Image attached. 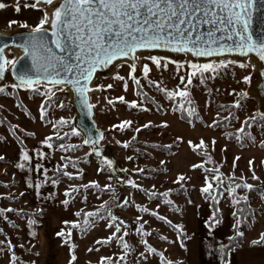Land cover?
I'll return each instance as SVG.
<instances>
[{
  "label": "rangeland",
  "instance_id": "374dc122",
  "mask_svg": "<svg viewBox=\"0 0 264 264\" xmlns=\"http://www.w3.org/2000/svg\"><path fill=\"white\" fill-rule=\"evenodd\" d=\"M0 3H6L0 9V28L4 29L25 24L35 27L48 11L42 3L35 7L29 3L2 0ZM10 21L16 23L9 26ZM149 56L155 55L142 54L139 57L141 67L135 74L142 86L140 90L130 78L129 62L120 61L113 70L94 81V85L107 89L105 93L98 91L92 94V101L96 104L100 125L113 130L106 135V139L115 144L119 155L120 171L117 172L113 165L106 164V160L110 159L108 156L91 153L81 134L70 135L76 111L70 102V94L64 88H52L54 94L58 92L62 95L53 101L48 120H45L41 118L40 109L43 100L51 95H45V86H40L41 91L35 92L25 88L13 89L12 85L4 87L5 91L0 93V157H3L0 159V209L16 211L0 212V241L4 242L0 244V264H14L13 257L16 258L15 264H101L102 258L106 257L111 258L112 264H163L164 259L173 261V264H191L194 258L191 247L195 243L191 238L195 225L196 236L202 246L216 247L221 263V246L228 243L230 237H240L237 233L243 232L240 242L243 245L259 240L264 234V190L258 189L264 188L258 187L264 181V119L259 118L264 108L252 95L253 64L224 59L220 61L235 63L219 69L217 73H206L203 78L199 75L194 77L192 84L187 86L190 95L186 99L190 103L186 108H195V115H201L186 122L180 118L178 105L181 99H169L167 92L185 89L191 72L190 61L171 63L169 61L173 59L159 55L161 66L157 67L153 61L146 59ZM165 63L167 67L163 66ZM241 63L247 66L240 67ZM144 64L151 69L147 77L142 72ZM177 65L183 67L178 70ZM117 75L125 80L114 79ZM246 76H251L250 82L244 81ZM109 84L113 87L107 88ZM241 93L247 95L242 97ZM120 96L125 97V102L116 99ZM18 98L28 107L27 110L21 107ZM109 100L114 103H109ZM133 101L140 106L131 107ZM237 101L240 102L239 107L234 106ZM61 103L65 107H59ZM253 116L257 119L251 122L248 130L240 133L238 130L246 126L244 122ZM61 119L68 120L69 124L53 127ZM125 120L132 121V125L123 130L114 127ZM214 121L221 124L214 125ZM149 122L151 125L143 128ZM165 123L167 126H162ZM137 128L141 130L137 132ZM228 131H236V137L229 135ZM56 132L60 136L69 133L68 140L61 143L66 149H61L60 144L54 141H50L53 144L51 149L43 143ZM243 137L245 140L241 144L243 141H238ZM201 139L207 148L194 149L192 145L198 144ZM24 151L32 159L24 169H20L16 165L23 162ZM40 151L46 153L43 159L37 155ZM250 160L254 161L251 169ZM65 164L68 165L66 168L63 167ZM196 164H203L204 167L193 168ZM37 168L40 170L37 171ZM206 169H219L225 181L221 186L222 194L216 199L220 223L213 226L208 222L213 214L214 200L201 191L206 178L214 174ZM57 171L60 176L56 183L45 182ZM180 175L187 179L176 183ZM253 175L259 179H253ZM230 176L236 178L235 183L252 184L253 189L241 187L235 193L231 192L234 184L228 180ZM128 181H134L139 187H133ZM96 183L100 187L94 186ZM105 185H111V188L106 189ZM72 192L75 194L66 205L64 201L70 198ZM152 192L157 195L151 197ZM164 192H169V195L161 196ZM234 197L241 198V203L235 204ZM243 197H247L249 205L255 208L253 215L247 213L241 216L239 208L243 206ZM125 200L127 205L123 203ZM168 200L172 203H165ZM103 207L106 209L101 213ZM141 208H148L149 211H141ZM97 210H100L99 216L87 217L89 225L86 230L72 229L69 244L57 235L61 230L68 231L65 221L84 224L85 215L83 218L77 213ZM238 210L240 214L234 216L233 212ZM29 211L34 213L29 214ZM112 216L117 220L113 221ZM160 216L166 217V220H161ZM138 217L142 219L138 220ZM33 220L40 223L30 224L29 221ZM115 223L121 226L117 236L128 233L124 236V241L130 245L128 250L123 249L119 239L97 243L112 236L116 229L109 225ZM141 223H144V233L150 232L151 235L136 231ZM238 223L239 228L234 227ZM176 224L183 225L185 239L172 226ZM144 240L157 251L150 253ZM126 251L125 259L119 260ZM160 252L164 253V257L159 255ZM73 255L76 256L75 261L71 260Z\"/></svg>",
  "mask_w": 264,
  "mask_h": 264
},
{
  "label": "snow or ice",
  "instance_id": "6c2138e0",
  "mask_svg": "<svg viewBox=\"0 0 264 264\" xmlns=\"http://www.w3.org/2000/svg\"><path fill=\"white\" fill-rule=\"evenodd\" d=\"M54 0H43V3L47 5L53 4ZM41 3V0H35L32 5L35 7ZM5 4L0 3V9H3ZM264 10V0H62L60 5L49 15L47 12L40 20L39 24L32 28L31 32L26 34L23 38V43L19 45L22 47L25 57L30 61L22 67H18V59H8L4 56L5 48L7 44L0 47V79L4 78L7 71L11 70L12 75L18 83L13 84V88L39 90L41 85H44L47 89L45 95H54L52 88L61 86L57 90H63L62 86H71L78 97L80 98V104L85 114H90L94 105L88 102V93L92 91L89 87L91 80L94 78L95 73L109 65L116 60H127L131 58L133 63L130 65V78L135 81L137 85L140 84L139 78L136 76L137 65L135 61L139 59L136 55L138 51L143 50H157L166 49L176 53H187L194 57H214L221 56L226 53L238 52L241 55L248 56L249 54H255L260 61H264V30L257 38H253L252 22L254 12ZM17 11L19 6L17 5ZM16 23L10 21L9 26ZM45 25H50L46 28ZM23 27H28L26 24ZM51 37V38H50ZM146 59L151 60L157 67L161 66V58L157 56H149ZM176 63V61H169ZM235 63L234 61H220L219 63H197L189 62L191 72L187 79L185 89L181 90L177 88L175 91L167 92L169 99L179 97L181 103L178 105L180 110L187 112V116L191 117L195 115L194 109H186L185 101L189 97L190 93L187 91V86L192 84V79L196 76L204 77L205 73H217L219 69L227 67L229 64ZM167 67V63L163 65ZM240 67H246L247 65L241 63ZM183 65H177L179 70ZM151 71L148 64L142 66V72L145 77L148 76ZM114 79L125 80L122 76H115ZM244 81L250 82L251 76L244 77ZM181 82L184 83V78L181 77ZM51 85V87H49ZM158 87V85H156ZM103 87V86H100ZM113 85H107V88H112ZM125 89H127V83L125 82ZM5 91L4 87H0V93ZM247 93H241V96H246ZM120 102H125V97L120 96L116 98ZM109 103L114 101L109 100ZM131 107H139L138 102H131ZM235 107L240 106V102L237 101ZM59 107L63 108L65 105L61 103ZM146 110V109H145ZM41 118L43 119L47 113V109L44 105H41ZM259 118L264 119V113L259 114ZM257 119L256 116L248 118L244 122L245 125L251 126V122ZM132 121L125 120L119 125H114L121 130L130 127ZM218 121H214L215 125ZM69 124L66 119H61L53 127H59ZM151 125H143V128H147ZM167 126L165 123L162 125ZM141 129L137 128L139 132ZM245 127H241L238 131L240 133L245 132ZM86 131V130H85ZM72 135L79 136L81 133L75 127L72 128ZM65 135H68L65 133ZM56 139H62L59 132L55 133ZM103 134H99L97 139H85L84 144L91 143L93 150H96V145L99 140H102ZM53 140V136H49L43 141V143L51 149L53 144L50 142ZM192 144V142H189ZM215 143V141H213ZM128 147V144L124 145ZM194 149H206L207 145L203 139L198 144L192 145ZM61 149H66L64 144H60ZM167 147H171L168 145ZM206 154V153H203ZM37 155L43 159L46 153L40 151ZM3 159V157H0ZM32 157L29 156L27 151L22 154V161L16 166L20 169H24L26 163L29 162ZM68 159V158H65ZM236 159H239L237 157ZM111 159L106 160L107 165H112ZM254 161H249V167L251 169ZM65 164L63 167H67ZM204 167L203 164L193 165V168ZM37 171L40 169L37 168ZM103 171V169H100ZM138 171L143 172V169ZM206 171L212 172L210 178H206L205 186L201 191L206 197L216 200L218 195L222 194L221 186L224 184V174L219 173V169ZM65 175H71L65 173ZM44 176H47L45 170ZM187 178L184 175H180L177 178L176 183L185 181ZM235 177L230 176L228 180L234 184V187L230 189L235 193L236 189L241 187L249 190L253 189L252 184L235 183ZM253 179H259L253 175ZM47 182V180H45ZM52 183H56L55 180ZM133 187H139L134 181H128ZM31 186V185H30ZM94 186L100 187L98 183ZM39 187V185H37ZM106 189H110L111 185H105ZM72 191H76L73 189ZM69 193H66L68 195ZM151 197L157 195L156 192H152ZM167 197L169 192L160 194ZM242 199L247 200V197ZM218 202V201H217ZM68 203L67 200L64 201ZM124 205H127L128 201L125 200ZM166 203H172L170 200ZM234 203H241V198L234 197ZM2 211H16L15 209H0ZM141 211L148 212V208H141ZM243 212V210H241ZM77 213L76 215H80ZM86 219L82 225L79 222L65 221V225L68 226V231L61 230L57 233L58 236L67 240L71 239L72 229L80 228L86 230L89 225L87 217H97L100 215V210L94 212L84 213ZM111 215V213H109ZM157 215V213H153ZM233 215H237L233 212ZM102 218V217H101ZM161 220H166V217L160 216ZM138 220L142 219L140 217ZM112 220L116 221L117 217L112 216ZM171 224V221H167ZM30 224H34L35 221H29ZM146 223V222H145ZM209 225L220 223L216 214L213 213L209 219ZM176 228L180 235L183 236V225H172ZM109 227H115L116 231L112 236L106 240L97 241V243H108L113 239H119L123 244V249L128 250L130 248L129 243L124 241V236L128 235L124 232L123 235L117 236V233L121 232V226L119 223L110 224ZM239 228V223L234 225ZM138 233L145 235H151L150 232L144 233V223H141L139 228L136 229ZM34 236L35 233L33 232ZM238 236H243V232H238ZM167 240V237H163ZM229 239H235L230 237ZM4 243L0 241V244ZM143 243L148 246L150 253H155L157 250L155 247L148 244L147 240ZM264 243V234L261 235L259 240L253 241V244ZM9 248L12 247L11 242H8ZM223 248V246H221ZM75 248V245H73ZM92 249H89L91 251ZM127 251L124 255L119 257V260L123 261L127 255ZM159 255L164 257V253L160 252ZM16 258L13 257L15 264ZM72 261L76 260V256L71 257ZM71 264V262H70ZM101 264H112V260L109 257L102 258ZM163 264H173V261L164 259Z\"/></svg>",
  "mask_w": 264,
  "mask_h": 264
},
{
  "label": "water",
  "instance_id": "95a60500",
  "mask_svg": "<svg viewBox=\"0 0 264 264\" xmlns=\"http://www.w3.org/2000/svg\"><path fill=\"white\" fill-rule=\"evenodd\" d=\"M1 1V0H0ZM3 2L7 3H29L34 4L35 0H2ZM62 0H54L53 4L47 5L43 3V0H41V3L47 6L48 8V14L51 15V13L57 8ZM40 4V3H39ZM46 28H49L50 25H45ZM32 28L34 27H23L22 26H15L14 28L10 29H4L0 28V47L4 46L5 44L8 45V47L5 48L4 56L8 59H18L19 64L18 67H22L26 64H29L30 61L25 57L24 51L21 45L23 43V38L26 36V34L30 33ZM262 30H264V10L254 12L253 15V22H252V33L253 38L257 39L260 35ZM51 38V37H50ZM155 55L168 59H173L174 61H185L189 60L190 62H197V63H208V62H215L220 60H227V59H233V60H240L242 62L254 64V85L252 90L253 98H255L260 105V107L264 108V61H260L255 54H249L248 56H244L239 54L238 52L233 53H226L221 56H214V57H194L187 53H176L171 52L170 50L166 49H157V50H143L138 51L136 55L140 57V55ZM120 61L122 62H129L133 63L131 58H128L127 60H116L111 65L98 70L94 78L91 80L89 87L93 89L88 93V102L94 107L91 110L90 114H85V111L82 109L80 104V98L76 94L75 90L71 86H62L67 93L70 95V102L74 106L76 111V117L73 122L74 127L80 131L83 140L85 139H97L99 134H103V139L98 141V144L96 145V150H93V145L91 143L85 144V146L89 147L91 150V153L95 155H106L108 156L112 161L113 169L115 172L120 171L119 168V155L115 150V144L113 142L107 141L106 135L110 132H113L111 128H108L106 126L100 125L97 114H96V104L92 101V94L95 92H107V89L105 87H100L102 85H94V81L101 75L109 73L111 70H113L114 67H116ZM137 68H136V74L140 71L141 63L138 59L135 61ZM18 83L15 79V76L12 75L11 70L7 71L4 75L3 79H0V87H5L6 85H13ZM44 86V85H41ZM51 87V85H49ZM86 130V131H85ZM258 187H264V181L260 182L258 184Z\"/></svg>",
  "mask_w": 264,
  "mask_h": 264
},
{
  "label": "trees",
  "instance_id": "16d2710c",
  "mask_svg": "<svg viewBox=\"0 0 264 264\" xmlns=\"http://www.w3.org/2000/svg\"><path fill=\"white\" fill-rule=\"evenodd\" d=\"M6 4V3H5ZM206 74V73H205ZM205 74H204V76H205ZM208 74H212V73H208ZM138 86V89L140 90V89H142V86H141V84H139V85H137ZM45 90H46V88L45 87H43ZM13 89H17V88H13ZM33 91V90H32ZM36 91H41L40 90V88H39V90H36ZM33 92H35V91H33ZM67 94V93H66ZM62 95V93H56V94H54V95H49V96H47L44 100H43V104L42 105H44L45 106V108L47 109V113H46V115L44 116V119L45 120H48V115H49V112H50V109H51V107H52V105L54 104V100L55 99H57L58 97H60ZM18 103L19 104H21V107H23V108H26L25 110H27L28 109V107L27 106H25V104H23L22 103V101H20L19 100V98H18ZM186 106L188 107V104H187V102H185V108H186ZM187 109V108H186ZM194 110H196L195 108H194ZM201 114L200 113H196V115L193 117V116H191V117H189V116H187V112L186 111H184V110H180V118H182V120H184V121H186V122H191V121H193V119L195 118V117H197V116H200ZM201 118V117H200ZM199 118V119H200ZM218 124H221V123H217V126H218ZM248 128H250V126H245V129L246 130H248ZM70 133V135H71V133H72V130H71V132H69ZM69 133H68V135H61V137H62V139H56L55 138V135H50V136H53V140L52 141H54L56 144H61V143H63V142H66L68 139V137H69ZM248 133V132H247ZM228 134L229 135H231L232 137H236V131L235 132H231V131H228ZM243 134V133H242ZM80 136V135H79ZM244 138V139H243ZM243 138H241V139H239L240 141H238V142H241V141H243V140H245V137H243ZM19 139V138H18ZM20 140V139H19ZM21 141V140H20ZM244 143V141L241 143V144H243ZM83 144H81V146H82ZM59 170H60V168H59ZM60 176V173H59V171H57V172H55V173H53V174H51L50 176H48V178H47V181H53V180H55L56 181V179L58 178ZM259 190H264V188H258ZM75 194V192H72L71 194H70V198L69 199H66L67 201H68V203L71 201L70 199L72 198V196ZM249 202H250V200H244L243 202H242V204H243V206H241L239 209H241V210H243V212L241 213V216H245V214H247V213H250V214H254L256 211H255V208L254 207H252L251 205H249ZM67 203V204H68ZM165 203H166V201H165ZM66 204V205H67ZM219 204H218V202H217V200H214L213 201V203H212V209H213V213H215L216 214V216H217V218L219 219V213H217V212H219V209H218V211L216 210L217 209V206H218ZM106 209V207H103V209L101 210V213H103V211ZM34 212L33 211H29V214H33ZM236 213L237 214H240V210H238V211H236ZM83 218H84V214H83V212L80 214ZM247 222V220L245 221V223ZM35 223L36 224H39L40 223V221L39 220H36L35 221ZM66 232V231H65ZM185 234V233H184ZM183 239H185V235H183V236H181ZM235 239H231V240H229V242L228 243H226V244H224V245H222L223 246V248L221 247V251L220 252H222V258H221V264H225L228 260H229V258H230V254H231V251H232V249H235L236 247H239V245H240V242L243 240V236H240V237H234ZM66 241V240H65ZM254 241H256V240H254ZM67 243L69 244L70 243V240H67ZM253 243V242H252ZM259 244H264V243H259Z\"/></svg>",
  "mask_w": 264,
  "mask_h": 264
},
{
  "label": "crops",
  "instance_id": "0c3cea01",
  "mask_svg": "<svg viewBox=\"0 0 264 264\" xmlns=\"http://www.w3.org/2000/svg\"><path fill=\"white\" fill-rule=\"evenodd\" d=\"M197 233L198 231L195 225L191 238L195 241L191 247L192 253H194L191 264H221L218 249L216 247L208 248L207 246H202V243H200V240L196 236L198 235ZM263 254L264 244H243L233 250L231 258L225 264H264ZM187 264L190 263L188 262Z\"/></svg>",
  "mask_w": 264,
  "mask_h": 264
},
{
  "label": "bare ground",
  "instance_id": "6f19581e",
  "mask_svg": "<svg viewBox=\"0 0 264 264\" xmlns=\"http://www.w3.org/2000/svg\"><path fill=\"white\" fill-rule=\"evenodd\" d=\"M254 65V64H253Z\"/></svg>",
  "mask_w": 264,
  "mask_h": 264
}]
</instances>
